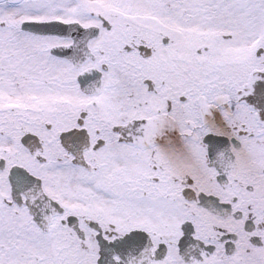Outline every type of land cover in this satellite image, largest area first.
<instances>
[{
	"label": "snow or ice",
	"instance_id": "snow-or-ice-1",
	"mask_svg": "<svg viewBox=\"0 0 264 264\" xmlns=\"http://www.w3.org/2000/svg\"><path fill=\"white\" fill-rule=\"evenodd\" d=\"M0 264H264V0H0Z\"/></svg>",
	"mask_w": 264,
	"mask_h": 264
}]
</instances>
